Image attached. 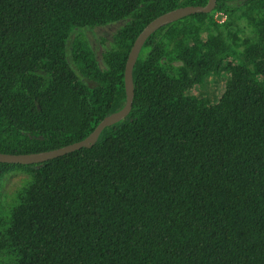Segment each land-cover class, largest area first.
<instances>
[{"label": "trees", "instance_id": "trees-1", "mask_svg": "<svg viewBox=\"0 0 264 264\" xmlns=\"http://www.w3.org/2000/svg\"><path fill=\"white\" fill-rule=\"evenodd\" d=\"M206 2L0 0V152L85 138L123 107L143 27ZM241 9L253 34L235 51L213 14ZM119 20L99 63L83 32ZM222 71L215 102L188 93ZM132 83L128 114L91 147L0 162V191L28 175L0 221V264H264V0H216L156 29Z\"/></svg>", "mask_w": 264, "mask_h": 264}, {"label": "rangeland", "instance_id": "rangeland-1", "mask_svg": "<svg viewBox=\"0 0 264 264\" xmlns=\"http://www.w3.org/2000/svg\"><path fill=\"white\" fill-rule=\"evenodd\" d=\"M243 9L238 10L231 17L223 13L217 19L228 21L225 27L221 28L226 40L231 44L235 51L242 48L240 45L241 39L251 36L253 33L252 26L249 25L247 17L243 14ZM216 13V12H215ZM215 13L213 16L215 17ZM223 20V21H224ZM124 23V20H119L100 27H94L83 32V36L87 39L91 48L95 53V57L100 63L101 53L109 49L112 45V34ZM206 35L202 32V37ZM234 61L239 59L238 52L232 56ZM229 75L226 72L218 74H208L200 85L193 86L188 93L202 98L206 103L215 102L224 91L225 83ZM28 175L22 171L11 173L2 183L0 191V221L3 220L8 212L9 207L15 200L16 191L25 183Z\"/></svg>", "mask_w": 264, "mask_h": 264}, {"label": "water", "instance_id": "water-1", "mask_svg": "<svg viewBox=\"0 0 264 264\" xmlns=\"http://www.w3.org/2000/svg\"><path fill=\"white\" fill-rule=\"evenodd\" d=\"M216 4V0H207L204 5H187L182 7H177L170 11H167L151 21H149L143 29L138 33L134 39L130 50L128 52L123 72L124 80V90H125V103L121 109L112 112L101 119V121L95 126V128L82 140L77 142L46 151L36 152V153H1L0 152V162L1 163H19V164H34L46 161L48 159L58 157L60 155L66 154L73 150L79 149L81 147H91L97 140L99 134L104 127L112 125L121 119H123L129 112L132 104L133 98V83H132V68L137 59L139 51L148 38V36L154 32L156 29L163 25L171 23L184 16L203 12H211Z\"/></svg>", "mask_w": 264, "mask_h": 264}, {"label": "built area", "instance_id": "built-area-1", "mask_svg": "<svg viewBox=\"0 0 264 264\" xmlns=\"http://www.w3.org/2000/svg\"><path fill=\"white\" fill-rule=\"evenodd\" d=\"M219 15H221V16H222V15H223V13H221V12H216V13H215V17H214V19H215L216 21H218V22H222L224 19H220V20H219V19H217V17H218Z\"/></svg>", "mask_w": 264, "mask_h": 264}]
</instances>
